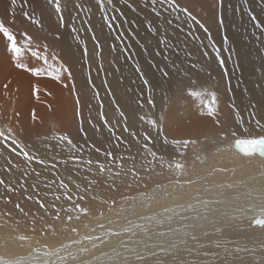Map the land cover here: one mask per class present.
<instances>
[{"label":"snow or ice","instance_id":"obj_1","mask_svg":"<svg viewBox=\"0 0 264 264\" xmlns=\"http://www.w3.org/2000/svg\"><path fill=\"white\" fill-rule=\"evenodd\" d=\"M0 4L3 5L0 8V46L9 54V62L15 69L30 73L33 77H46L58 83H63L62 77L65 75L69 81H73V72L41 34L44 29L43 18L54 16L58 28H69L70 34L79 45L81 31L93 32L91 24L95 14L93 9L99 13L110 32L120 27L114 24L119 17L110 15V11L119 12L120 16H123V12L116 6V0H45L43 5H39V0H0ZM33 5L39 6L38 15ZM144 6L150 7L157 17L168 12L170 16L174 14L178 21L183 14L189 24L195 23L207 31L200 19L193 15L187 6L182 5L180 0H144ZM157 6L160 10H157ZM127 7L132 11L136 10L132 4H128ZM220 8H223V0H213L212 3L204 0L202 4V10L213 14ZM82 12L88 16L87 20L82 21V24L88 25L86 29L77 27ZM248 15L252 21L257 20L251 12ZM66 17L69 23H66ZM164 19L168 25L173 24L172 19L167 17ZM33 26L41 31H33ZM255 27L264 31V24L260 22L255 23ZM148 30L154 35L157 31L151 26ZM180 31L183 32V28ZM123 35L121 32L116 38L119 40ZM91 39L95 42L92 55L90 56L85 43L81 57L82 67L88 66L89 70L92 60L99 57L101 48L95 33ZM158 43L167 48L169 38L164 35ZM212 47L215 59L220 67L225 69L220 49H217L215 44ZM112 50L115 51V46ZM156 54L160 55L159 52ZM203 55L208 57L209 53L204 52ZM26 58L38 63L33 65L25 62ZM99 70H103L102 65ZM136 71L141 72L139 66L136 67ZM160 71L164 77L169 76L164 69ZM227 74L225 69L224 75ZM140 79L149 89L147 103L155 107L151 97L154 86L149 84L143 73ZM87 82L92 84L91 74ZM192 83L195 84L196 81ZM63 86L68 87L67 84ZM4 88L7 89L8 84H5ZM93 88L94 96L99 99V91L95 90L94 85ZM72 91L76 95L75 115L80 117V97L75 92L74 82ZM217 91H209L206 88L187 89V96L199 103L200 115L208 118L218 129L213 136L201 132L200 135L172 136L170 139L169 133L166 132L165 115H160L158 120L141 115L139 120L149 127L142 136L137 132H130L132 139L139 144L135 155L131 154V145L125 144L121 136L116 135L114 123L119 121L107 119L101 102L99 119L118 141L116 147L125 144L129 154L117 157L113 151L101 152L97 147L95 151L105 157V162L97 159L95 164L91 158L83 159L80 154L83 146L74 143L69 134L53 132L51 135L43 136V141L49 142L48 151L60 149L61 152L69 153L67 158L60 159L54 155L49 160L40 154L39 148L30 138V133L23 130L17 132L19 125H14L12 117L0 125V157L5 161L2 170L8 177L0 178V188L3 189V193H0V202L4 205L12 204L9 194L22 195L25 201H32L38 206L35 211H31L26 210L21 203L13 205L16 212L29 222V231L36 233L37 222H40L41 236L49 233L53 237L62 233L69 234L59 247L45 246L42 253L38 249H33L35 255L30 253L25 260H19L20 264H264V134L245 135L248 133V127H245L239 111H236L235 122L243 128V132L239 133V129L230 131L232 125L228 121H222L219 116ZM38 93L39 89L33 85V95L38 98ZM108 94L113 95L111 89ZM112 103L115 104V112L123 119V131L129 132L128 117L116 103L115 98ZM140 107L142 108L143 104ZM232 107L235 109V105ZM251 107L248 124L251 125L254 121L255 126L264 133V123L261 122L264 115L257 118V112L264 113V100ZM13 115L15 118L19 117L18 112ZM31 119L33 122L37 119L35 110L32 111ZM87 122L92 124V119L89 118ZM83 124L84 121L81 119L79 131L82 133ZM93 127L96 125L93 124ZM202 127L200 124H192L186 130L196 132ZM153 130L155 136L152 134ZM176 130L171 128L173 132ZM24 136L28 138L24 139ZM157 140H162L164 145L169 146L166 153L154 150ZM222 154L229 155L234 163L244 161L251 164L258 158L257 172L246 178L232 179L227 183L209 184V178L217 173H231L236 177L237 167L228 168L215 162ZM69 163L87 173H93L94 169V174L103 176L107 173V179L111 181L107 187L113 193L120 192V185L123 184L126 191L119 197L102 198L99 203L106 206L109 214L123 217L125 224L118 228L112 227L118 220L109 216L105 223L103 210H98V214L94 215L90 208L82 205L81 202L86 201V194L93 190L92 186L97 181L88 180L87 185L83 187L76 183V195L75 197L72 195V189L60 176L58 167L61 164L67 166ZM37 167L40 170H37ZM240 167L243 168L244 164L240 163ZM44 170H51L53 179L50 182L40 179ZM17 172L19 176L16 175ZM30 177H34V182L29 185L27 181ZM41 184L43 189L48 190L43 196ZM134 185L137 190L133 193L131 190ZM194 186H196L194 194L187 191ZM49 192L52 194V200L46 203ZM92 199L97 198L93 196ZM61 200L69 201L70 205L57 206V202ZM153 206L159 210L147 214L138 211V209L146 211ZM62 213L67 214L63 219ZM0 215L6 218V225L8 221H12L14 225L12 231L16 232L21 220L13 217L9 210ZM131 216H135L136 219H131ZM74 220L87 230L85 234L81 235L80 227L73 225ZM92 220L96 221L94 226L89 223ZM97 229L101 231L97 232ZM254 229H258L261 236L258 237L259 243L253 247L242 246L239 239H232L230 235L247 234ZM113 238H118L115 244L112 242ZM0 239L3 240V244L7 243L3 237ZM11 239L24 242L31 237L18 233L11 236ZM104 246H109L110 251L95 254L97 249ZM244 254L251 258L246 259ZM41 255L45 257L43 261L40 260ZM0 264H10L9 258L0 257Z\"/></svg>","mask_w":264,"mask_h":264},{"label":"bare ground","instance_id":"obj_2","mask_svg":"<svg viewBox=\"0 0 264 264\" xmlns=\"http://www.w3.org/2000/svg\"><path fill=\"white\" fill-rule=\"evenodd\" d=\"M207 2L212 3L213 0H207ZM44 3L45 0H39V5ZM180 3L187 6L193 15L200 19L207 31L195 23L189 24L183 14L178 21L174 14L170 16L168 12L157 17L150 7L144 6V0H116V6L123 12V16H120L119 12L111 13V11L110 15L119 17L114 24L120 25L118 31L124 33L122 40L131 49V55H134L131 56L134 60V67H130L127 63L131 59L128 52L125 53L123 49L119 48L124 44L116 45L107 26L95 9H93L95 14L91 20L93 32L81 31L79 45L70 34L69 28H58V22L54 16L43 18L44 29L41 34L70 66L73 72V81H69L65 75L62 77L63 83H58L50 78H36L30 73L17 70L9 62V54L0 46V124H4L8 118L12 117L14 125H19L17 132L20 133L24 130L30 133V138L39 148L40 154L49 160L54 155L60 159L67 158L69 153L61 152L60 149L48 151L49 142L43 141V136L51 135L53 132L69 134L74 143L83 146L82 153H80L83 159L91 158L95 164L97 159L105 162V157L95 151L97 147L101 149V152L113 151L114 155L119 157L129 154L125 147V144H128L131 145V154H136L139 144L132 139L130 132H137L142 136L145 129L149 127L139 120L141 115L157 120L160 115H165L166 132L169 133L170 139L172 136L200 135L201 132L207 133L210 137L213 136L218 129L211 124L208 118L200 115L199 103L187 96L188 88L193 90L206 88L209 91L218 90L219 116L222 121H228L232 125L230 131L239 129V133L243 132V128H240L235 122L236 111H239L245 127H248V133L245 135L254 136V131H260V129L255 126L254 121L251 125L248 124L249 112L252 110V105H258L264 100V31L255 27L257 22L264 24V0H247V2L245 0H223V8L217 9L214 14L202 10L204 0H180ZM128 4H132L136 10L132 11L127 7ZM2 6L0 4V8ZM33 7H36L38 15L39 6L33 5ZM157 10H160L159 6H157ZM249 12L257 18L256 21H252L248 15ZM164 17L172 19L173 24L168 25ZM87 18V13L82 12L80 20L77 21V27L86 29L88 25L82 24V21ZM69 22L66 17V23ZM149 26L157 30L155 35L148 30ZM181 28H183V32L180 31ZM33 31L41 30L35 29L33 26ZM93 33H95L101 48L99 57L92 60L89 70L88 66L82 67L81 57L85 43L90 56L92 55L95 48V42L91 39ZM164 35L169 38V47L167 48L158 43ZM225 39H227V44H225ZM140 40L145 42V50L135 48V42H140ZM213 44L217 49H220L221 58L225 61L227 76L224 75L225 69H222L215 59ZM113 46H115V51L112 50ZM157 52L160 55H157ZM204 52H208L209 56L204 57ZM102 55L108 57L107 62L98 60ZM25 62L33 65L38 63L30 61L29 58H26ZM101 65L103 70H99ZM192 65L195 67L193 68ZM137 66L141 70L140 73L136 71ZM160 69L168 72L169 76L164 77ZM141 73L144 74V78L149 81V84L154 86L151 97L155 107L147 103L149 89L140 79ZM89 74H91L92 84L87 82ZM192 81H196V83L193 84ZM73 82L75 92L80 97V117L75 115L76 95L72 91ZM5 84H8L7 89L4 88ZM64 84H67L68 87H64ZM33 85L39 89L38 98L33 95ZM93 85L95 90L99 91V99L94 96ZM109 89L113 95L108 94ZM113 98L128 117L129 132L123 131L124 122L115 112ZM101 102H103V110L107 119L113 122L119 121V123H114L115 133L121 136L125 144H121L118 148L116 147L118 141L99 119ZM141 104H143L142 108ZM233 105H235V109H233ZM33 110L37 116L35 122L31 119ZM15 112L19 113L18 118L14 117ZM262 115L264 113L257 112V118H261ZM89 118L92 119V124L87 122ZM81 119L84 121L83 133L79 131ZM261 122L264 123V119ZM93 124L96 127H93ZM192 124H200L203 127L196 132L186 130ZM171 128L177 130L173 132ZM152 134L156 135L154 130ZM201 138H203L202 135ZM141 143H143L142 138ZM168 148L169 146L164 145L162 140H157L154 145V150L159 153H166ZM215 162L228 168L237 167V174L236 177H233L231 173H217L214 177L209 178V184L227 183L235 178H246L250 174H255L259 160L255 158L251 164L244 161L234 163L229 155L222 154L216 158ZM4 163V159L0 157V178L7 179V175L2 170ZM240 163L244 164L243 168L240 167ZM58 167L60 176L69 183L74 197L76 183L83 187L87 185L88 180L97 181L92 186L93 190L86 194V201L81 202L83 206L90 208L94 215L98 214V210H103L105 212L103 222L105 223L109 216L118 220V223L112 227L118 228L126 223L123 217L109 214L106 206L99 203L102 198L119 197L126 191L123 184L120 185V192L113 193L107 187V184L111 182L107 179V173L103 176L94 174L95 169L93 173H87L83 169L78 170L71 163L67 166L61 164ZM37 170L40 168L37 167ZM16 175L19 176V172ZM40 179L50 182L53 179L51 170H44ZM33 182L34 177H30L27 181L29 185ZM53 187L55 188V186ZM195 187L187 191L194 194ZM40 190L42 196L45 191H48L43 189V184L40 185ZM136 190L134 185L131 191L134 193ZM29 191L31 192V189ZM0 193H3L2 188H0ZM9 195L13 203L4 205L0 202V213L9 210L13 213V217L21 220V223L17 231L13 232L12 221H8L6 225V218L0 215V237L7 240V243L3 244V240L0 239V257L9 258L10 264H20L19 260H25L30 253L35 255L33 249H38L42 253L45 246L48 248L59 247L60 243L68 238V233H62L56 237H53L51 233L41 236L40 222H37L36 233L29 231V222L16 212L13 205L18 202L26 210L31 211H35L38 206L32 201H25L22 195ZM93 196H96L97 199L93 200ZM51 200L52 194L49 192L46 203H50ZM61 205L69 206L70 202L65 200L57 202V206ZM49 210L52 211L51 208ZM158 210L159 208L156 206L146 211L138 209L142 214ZM66 215V213H62V219ZM130 218L136 219L135 216ZM82 219L86 220V218ZM89 223L94 226L96 221L92 220ZM73 225L80 227L81 235L87 231L81 223L75 220ZM100 231L97 229V232ZM18 233L26 234L31 239L24 242L11 239V236ZM230 235L232 239H239L242 246L248 247L257 245L258 237L261 236L258 229L247 234L233 233ZM117 239L113 238V244L117 242ZM101 251H110V247L104 246L102 249H97L95 254H99ZM244 255L246 259L251 258L247 254ZM44 259L45 257L41 255L40 260Z\"/></svg>","mask_w":264,"mask_h":264},{"label":"rangeland","instance_id":"obj_3","mask_svg":"<svg viewBox=\"0 0 264 264\" xmlns=\"http://www.w3.org/2000/svg\"><path fill=\"white\" fill-rule=\"evenodd\" d=\"M109 31V30H108ZM110 32V31H109ZM111 33V35H112V38H113V40H114V42L116 43V45L117 46H119V44H124V45H122L121 47H119L120 49H123L124 51H125V53L126 52H128V54H129V57L131 58V56L133 55H131V49L129 48V46L127 45V44H125V42H123V40L122 39H124L123 37H121L119 40L116 38L117 37V35L120 33L119 31H118V28L116 29V28H114V30L113 31H111L110 32ZM122 41V42H121ZM142 42V43H141ZM141 43V44H140ZM145 42L144 41H142V40H140V42H135V44H136V49H138V50H145V44H144ZM139 46V47H138ZM132 51H133V48H132ZM134 56V55H133ZM107 59H108V57L107 56H105V55H102L100 58H98V60L100 61V62H107ZM132 59V60H131ZM129 61H127V63L129 64V66L131 67H134V60H133V57L131 58ZM146 126H148L145 122H143ZM0 125H3V124H0ZM24 131V130H23ZM253 132V131H252ZM261 134H264V133H262L261 131H254V136H257V135H261ZM24 139H27L28 137L27 136H24L23 137ZM245 148L247 147V146H244Z\"/></svg>","mask_w":264,"mask_h":264}]
</instances>
